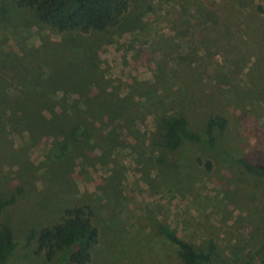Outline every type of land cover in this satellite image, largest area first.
<instances>
[{
    "label": "rangeland",
    "instance_id": "rangeland-1",
    "mask_svg": "<svg viewBox=\"0 0 264 264\" xmlns=\"http://www.w3.org/2000/svg\"><path fill=\"white\" fill-rule=\"evenodd\" d=\"M129 1L118 27L60 33L0 0V198H14L0 229L20 244L9 264H55L61 252L52 263L28 236L74 207L99 230L89 264H183L162 227L214 245L217 264L264 263V180L222 152L264 162L263 0ZM180 116L203 138L226 118L220 150L163 147V119Z\"/></svg>",
    "mask_w": 264,
    "mask_h": 264
},
{
    "label": "trees",
    "instance_id": "trees-1",
    "mask_svg": "<svg viewBox=\"0 0 264 264\" xmlns=\"http://www.w3.org/2000/svg\"><path fill=\"white\" fill-rule=\"evenodd\" d=\"M21 9H32L36 18L43 24L60 33L79 31L103 32L118 27L120 19L129 9V0H12ZM264 11L263 6H259ZM0 12L5 16L6 8L0 6ZM120 28V27H119ZM228 121L223 117L211 118L205 130L206 137L191 131L184 116L163 119L165 130L163 147L175 151L184 142L192 145H204L209 150H220L218 142L222 132L227 133ZM78 129V128H77ZM71 135L74 140L80 136L74 130ZM235 148L223 146L222 152L228 162L243 168L244 171L264 180V162H253L250 155H234ZM211 168V164H208ZM14 202V198H0V211ZM85 207L69 208L62 222L49 228L31 229L28 242H37V253L42 251L47 260L54 262L55 256L61 252V257L55 264H89L92 251L99 243V230L90 219V212ZM161 233L178 247V254L183 264H217L220 254L212 245L208 250L197 249L190 242L182 240L173 231L162 227ZM20 244L14 239L9 226L0 229V264H9ZM214 257V260H213ZM216 259V261H215ZM247 264H254L248 262ZM264 264V263H262Z\"/></svg>",
    "mask_w": 264,
    "mask_h": 264
}]
</instances>
